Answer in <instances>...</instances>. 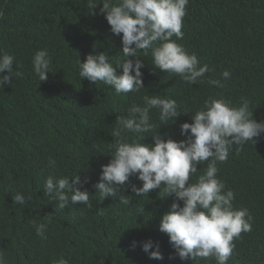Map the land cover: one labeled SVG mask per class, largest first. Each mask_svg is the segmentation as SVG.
Instances as JSON below:
<instances>
[{"label": "trees", "instance_id": "trees-1", "mask_svg": "<svg viewBox=\"0 0 264 264\" xmlns=\"http://www.w3.org/2000/svg\"><path fill=\"white\" fill-rule=\"evenodd\" d=\"M87 4L0 0V55H14L13 67L20 73L0 88V252L6 264H54L60 258L68 264H217L214 258L180 260L159 230L171 205L183 206L174 195L161 188L136 196L130 185L140 188L142 181L132 176L121 186L129 201L123 204L119 195L103 200L94 185L111 159L117 116H126L133 103L142 106L144 95L172 98L181 113L175 123L162 125L153 109L155 128L142 134L146 145L154 146L151 136L158 131L176 142L185 140L180 126L192 123L191 116L209 96L229 99L236 107L247 99L253 119L264 121V0H189L183 39L177 43L195 53L200 66L207 64L206 78L223 87L186 84L156 69L149 51L139 54L145 88L119 95L111 86L93 85L79 76V61L89 54L104 52L114 65L124 59L122 34L111 32L100 13L102 4L93 10ZM44 49L51 57V72L40 81L32 58ZM224 71L231 73L229 79L223 78ZM217 166L218 177L235 193L234 208H247L253 218L252 230L234 241L227 264H264V133L254 142L233 145L227 161ZM206 167L207 162L197 165L192 182ZM76 174L83 186L75 187L88 192L91 207L69 202L61 210L45 195V181ZM16 193L31 200L22 206L14 203ZM33 223L47 225L44 238L36 235ZM148 240L159 246L162 260L150 259L142 250L139 242ZM133 241L138 242L134 249Z\"/></svg>", "mask_w": 264, "mask_h": 264}, {"label": "clouds", "instance_id": "clouds-1", "mask_svg": "<svg viewBox=\"0 0 264 264\" xmlns=\"http://www.w3.org/2000/svg\"><path fill=\"white\" fill-rule=\"evenodd\" d=\"M188 3L189 0H99L98 3L88 0L87 6L91 10L102 4L100 13L105 15L111 32L116 36L122 34L124 59L114 65L104 52L89 54L84 62L79 61V76L93 85L99 82L111 86L117 95L138 93L145 88L141 71L145 65L139 54L147 55L150 51L156 69L179 76L186 84L207 83L223 87L219 80L206 78L210 71L207 64L200 66L197 55L189 54L177 43L183 39ZM14 61V55H0V88L10 85L13 77L20 76L14 70ZM32 65L39 80H46L51 72L48 50L37 51ZM119 69L122 73H118ZM230 75L229 71L222 73L224 79H229ZM142 99V106L133 103L127 108L126 116H117L111 131V159L102 166L100 182L94 188L103 200L119 195L123 204L129 201L122 194L121 186L132 176L142 181L140 188L130 185L136 196L143 197L151 190L163 188L167 196L174 195L183 204L174 202L162 216L159 226V230L169 237L179 259L214 258L217 264H227L236 247L234 241L241 233L252 230L253 218L247 208H234L235 193L226 189L225 182L218 177L217 165L227 161L233 145L254 142V138L264 133V121L253 119L247 99L236 107L229 99L209 96L191 116L192 123L180 126L181 135L187 137L185 140L176 142L166 134L162 137L158 131L151 136L154 146L146 145L142 143L145 139L142 134L155 128L150 116L153 109L158 110L162 125H168L169 121L175 123L181 113L172 98L144 95ZM203 162H207L206 169L192 182L191 178L198 173L197 165ZM49 164L54 165L55 161L50 159ZM76 185L83 186L77 174L71 179L48 176L44 193L57 201L61 210L68 207L69 202L91 207L88 192L81 191ZM13 199L22 206L31 197L16 193ZM98 214L102 215L103 209ZM33 227L36 235L44 238L47 225L33 223ZM139 243L150 259H163L159 246L153 241ZM137 244L133 241L131 247L134 249ZM154 247L156 250L150 252ZM0 264H6L2 252ZM54 264H68V261L60 258Z\"/></svg>", "mask_w": 264, "mask_h": 264}]
</instances>
